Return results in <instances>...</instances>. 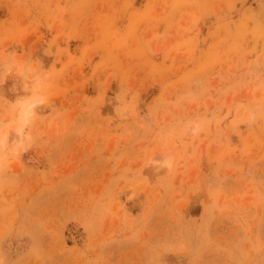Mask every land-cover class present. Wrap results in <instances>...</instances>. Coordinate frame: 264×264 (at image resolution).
I'll return each mask as SVG.
<instances>
[{
    "label": "rangeland",
    "instance_id": "rangeland-1",
    "mask_svg": "<svg viewBox=\"0 0 264 264\" xmlns=\"http://www.w3.org/2000/svg\"><path fill=\"white\" fill-rule=\"evenodd\" d=\"M0 264H264V0H0Z\"/></svg>",
    "mask_w": 264,
    "mask_h": 264
},
{
    "label": "bare ground",
    "instance_id": "bare-ground-1",
    "mask_svg": "<svg viewBox=\"0 0 264 264\" xmlns=\"http://www.w3.org/2000/svg\"><path fill=\"white\" fill-rule=\"evenodd\" d=\"M165 162V161H164ZM166 163V162H165ZM167 164V163H166Z\"/></svg>",
    "mask_w": 264,
    "mask_h": 264
}]
</instances>
